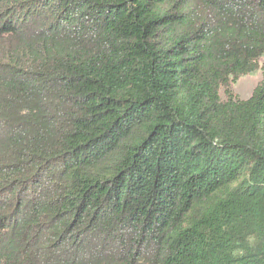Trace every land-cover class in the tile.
Wrapping results in <instances>:
<instances>
[{"label": "trees", "instance_id": "16d2710c", "mask_svg": "<svg viewBox=\"0 0 264 264\" xmlns=\"http://www.w3.org/2000/svg\"><path fill=\"white\" fill-rule=\"evenodd\" d=\"M262 58L264 0H0V264H264Z\"/></svg>", "mask_w": 264, "mask_h": 264}, {"label": "rangeland", "instance_id": "374dc122", "mask_svg": "<svg viewBox=\"0 0 264 264\" xmlns=\"http://www.w3.org/2000/svg\"><path fill=\"white\" fill-rule=\"evenodd\" d=\"M264 58L261 59V62ZM262 80V71L258 70L255 73L248 74L242 76L237 82L232 84L234 93L240 98L246 99L249 98L254 88L260 83ZM221 95L225 98L224 90H221Z\"/></svg>", "mask_w": 264, "mask_h": 264}]
</instances>
